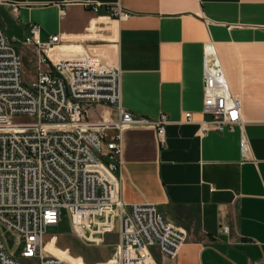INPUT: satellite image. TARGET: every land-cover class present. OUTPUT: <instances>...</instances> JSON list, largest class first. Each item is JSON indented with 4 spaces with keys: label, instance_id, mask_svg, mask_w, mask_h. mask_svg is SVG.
Segmentation results:
<instances>
[{
    "label": "crops",
    "instance_id": "1",
    "mask_svg": "<svg viewBox=\"0 0 264 264\" xmlns=\"http://www.w3.org/2000/svg\"><path fill=\"white\" fill-rule=\"evenodd\" d=\"M87 1L103 4L95 11ZM14 2L20 4L17 12ZM111 4L130 15L110 16ZM0 12L16 22L19 33L13 30L12 39L25 37L30 23L40 24L43 40L61 33L55 59L60 50L86 48L118 62L123 105L151 117L167 114L164 144L154 128L123 133L122 199L156 203L187 232L175 257L154 245L153 259L143 264H264V0H0ZM208 42L216 48L231 90L242 98L253 152L249 158L240 150V125L201 130V121L211 117L203 111ZM187 111L191 121H186ZM116 116L111 105H89L91 120ZM111 211L105 206L104 217L91 214L87 225L93 221L95 228L78 227L82 238L73 235L71 245L57 236L76 256L48 234L47 249L74 264L108 259L120 241V220ZM101 237L102 242L93 243Z\"/></svg>",
    "mask_w": 264,
    "mask_h": 264
},
{
    "label": "built area",
    "instance_id": "2",
    "mask_svg": "<svg viewBox=\"0 0 264 264\" xmlns=\"http://www.w3.org/2000/svg\"><path fill=\"white\" fill-rule=\"evenodd\" d=\"M102 4L85 3L95 11ZM19 6L12 3L13 12ZM108 7L114 18L130 15L119 4ZM40 31V24L30 23L23 39L37 60V73L27 81L23 56L14 43L19 39L8 36L0 18V264H74L47 249L49 228L59 224L66 209L79 235L78 227L90 228V215L102 216L107 204L118 211L120 241L109 260L96 264H143L153 259L154 245L175 257L187 232L169 221L156 203H128L121 196L124 131L154 128L164 144L167 114L151 117L126 108L118 62L86 48L60 50L55 59L50 49L62 45L63 35L43 40ZM203 78V111L211 117L201 121V130L240 125L241 153L253 156L242 98L231 90L212 42L205 47ZM95 102L115 107L117 116L91 120L89 105ZM185 116L192 120L191 111ZM5 229L22 244L20 255L9 247Z\"/></svg>",
    "mask_w": 264,
    "mask_h": 264
},
{
    "label": "rangeland",
    "instance_id": "3",
    "mask_svg": "<svg viewBox=\"0 0 264 264\" xmlns=\"http://www.w3.org/2000/svg\"><path fill=\"white\" fill-rule=\"evenodd\" d=\"M0 16L3 18V22H4L5 26L9 27V30L7 31V33H8V35H10V37L13 36L11 34V32L13 30H15V32L19 33L16 29L17 28L16 22L11 15H8V14L6 15L5 13L0 12ZM18 38H19V40L15 41L14 43H15V46L17 47V49L21 52V54L23 56L25 79L27 81H30L32 79V76L33 75L35 76L37 73L36 53H34L35 51L33 49L30 50L29 47L23 43V39H24L23 36L18 35ZM25 118H27V117H24V119ZM99 217H101V216H99ZM95 221H96V219H95ZM92 228H95L94 222L91 224L90 230H92ZM113 228H114V225H113ZM110 230H112V229H110ZM110 230H103L102 232H104V231L106 232V231H110ZM73 232H74V234H73ZM48 235H50V237L52 236V238H54V237L57 238V236L59 235L62 238L66 239L68 242L73 239V235H75V237H77L78 239L82 238L81 236H79L77 234L76 231L73 230L71 219H70V216H69L66 209H62L60 223L58 225L51 226L48 230ZM5 238L8 242L9 247L11 249L15 250V252L18 255H20V252L22 250V244L17 245L14 241V237L11 234V232H9L6 229H5ZM103 240H104V238L101 237L100 241H94L93 243H100ZM47 242H48V239L46 240V244H47ZM56 243L61 248L68 250L71 254L75 253V256L78 254V253H76L77 251L72 250V248L70 246L62 245L61 241L58 243V238L56 239ZM70 245H71V243H70ZM116 246H117V244H116ZM116 246H115V250H116ZM114 252H113V254H114ZM112 255L108 259H105L101 262H105V261L109 260L112 257ZM101 262H99V261L93 262V263L88 262V264H96V263H101Z\"/></svg>",
    "mask_w": 264,
    "mask_h": 264
},
{
    "label": "bare ground",
    "instance_id": "4",
    "mask_svg": "<svg viewBox=\"0 0 264 264\" xmlns=\"http://www.w3.org/2000/svg\"><path fill=\"white\" fill-rule=\"evenodd\" d=\"M53 49L54 48H51L50 49V54L51 55H53ZM106 206H108L112 211L110 212V216L111 217H116L117 216V214H118V211H117V209L115 208V207H113V206H110L109 204H107ZM102 217H104V215L102 216ZM81 235V234H80ZM60 256H62V257H64V258H66L65 256H63V255H60ZM67 259V258H66Z\"/></svg>",
    "mask_w": 264,
    "mask_h": 264
}]
</instances>
